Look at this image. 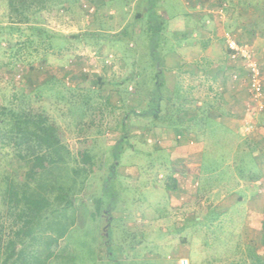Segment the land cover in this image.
Listing matches in <instances>:
<instances>
[{
	"label": "rangeland",
	"instance_id": "1",
	"mask_svg": "<svg viewBox=\"0 0 264 264\" xmlns=\"http://www.w3.org/2000/svg\"><path fill=\"white\" fill-rule=\"evenodd\" d=\"M203 2L152 3L168 41L159 49L148 40V25L152 24L146 21L147 0H68L58 11L42 15L41 28L55 39L66 38L58 43L53 40L51 46L46 40L29 37L24 25L18 33L2 35L8 36L11 47L0 49V104H7L12 93L31 94L52 78L74 88L81 82L82 73L92 81L85 87L99 90V96L89 94L91 107L98 108L87 134L79 136L77 126L58 119L70 150L75 155L84 151L92 159L84 190L72 210L59 216L55 228L64 235L50 247L52 256L47 264H185L184 260L187 264L264 263V245L260 242L264 179L247 180L250 175H259L251 153L239 151L233 156L236 148L230 133L217 122L204 123L201 97L205 89L196 75L183 76L166 69L173 55L167 52L175 51L174 40L182 36L191 35L183 44L193 45H187L189 54L179 55L187 63L198 61V40L202 37L197 34L205 30L199 26L204 13L210 11L216 18L222 14L225 31L235 28L238 20L263 26L264 0H214L210 6ZM221 2L225 3L222 13ZM143 30L132 43L124 35L117 37L121 32L138 35ZM27 38L33 40L31 45ZM210 41H214L212 55L216 56L221 43L214 29ZM17 44L26 46L17 53ZM157 53L166 60L157 118L130 114L123 120L130 109L137 113L147 110V89L156 93L151 89L157 71L152 56ZM131 74L140 75L132 79ZM119 82L123 91L132 94L123 106L125 110L120 109L121 97L114 93ZM129 83L137 84V91ZM178 85L186 90L187 97L174 102L173 91ZM183 112L197 116L185 122L188 116ZM185 158L189 165L177 163ZM231 159L243 165L233 169ZM4 168L8 169L1 159L0 178ZM171 179L176 187L196 188L194 195L187 202L174 201L167 185ZM214 189L216 194H211ZM204 194L207 205L225 195L223 205L217 210L205 207L203 212L199 201ZM234 196L240 201H233ZM41 248L48 251L45 244Z\"/></svg>",
	"mask_w": 264,
	"mask_h": 264
},
{
	"label": "trees",
	"instance_id": "2",
	"mask_svg": "<svg viewBox=\"0 0 264 264\" xmlns=\"http://www.w3.org/2000/svg\"><path fill=\"white\" fill-rule=\"evenodd\" d=\"M154 1L147 0L146 21L149 20L152 24V26L148 25L147 32L149 31L150 43L155 49H159L168 41L162 30L163 21L153 10ZM67 2L68 0H0L2 11L0 49L11 47L8 36L2 35L18 33L23 25L28 28L29 37L46 40L49 46L53 40L58 43L66 39L65 37L55 39L56 36L41 28L39 24L42 22L44 12L58 11ZM144 31L138 35L121 32L117 37L124 35L132 43L135 38L141 37ZM28 38L26 41L31 45L33 40ZM174 41L177 47L180 46V40L176 38ZM20 45L14 46L17 48V53L26 46L23 44L19 47ZM160 53L152 56L157 71L153 75L155 87L151 90H155L156 93L153 94L147 89L149 92L147 110L137 113L130 109L123 116V120L130 114L157 118L163 100L159 92L165 86L163 71L166 60L160 56ZM142 55L144 56L145 52ZM136 76L131 74L129 77L133 79ZM81 77V82L74 88H69L64 82L52 78L34 88L31 94L12 93L7 104H0V161L2 159L8 167L1 170L0 178V264H47L52 256L50 247L64 235L55 228L60 223L59 216L72 210L76 197L84 190L92 157L84 151L75 155L65 143L63 131L58 123V119H61L77 126L79 136H84L94 126L98 107H91L89 94L99 90H89L92 81L87 74L82 73ZM98 81L99 84L102 83L100 79ZM122 84V82L115 84L114 93L121 97L120 109L125 110L123 106L132 94L123 91ZM133 84L129 83L135 92L137 84ZM87 85L90 86L86 88ZM179 86L173 91L174 102H180L181 97H187ZM83 90L86 92H81ZM195 101H192L193 104L196 103ZM202 108L205 111L204 123L209 125V122H215L208 116V108L206 110L204 106ZM186 114L185 112L183 115ZM196 116L195 113L194 116H188V121L185 122L194 120ZM241 153L244 154L243 151ZM237 163L234 164L236 169L240 164L243 165L242 162ZM109 171L112 176L114 166H111ZM259 178L260 174L250 175L248 181L257 182ZM167 185L171 191L176 189L175 180L171 179ZM260 242L264 245V222ZM43 244L47 247V252L41 248ZM256 258L260 262L259 258Z\"/></svg>",
	"mask_w": 264,
	"mask_h": 264
},
{
	"label": "crops",
	"instance_id": "3",
	"mask_svg": "<svg viewBox=\"0 0 264 264\" xmlns=\"http://www.w3.org/2000/svg\"><path fill=\"white\" fill-rule=\"evenodd\" d=\"M204 1V5H212L214 0H201ZM222 5L220 3L223 12ZM207 11V10H206ZM219 11V10H218ZM218 13V12H217ZM220 17L216 18L210 14V11L202 15L200 21V27L205 28L198 31V36L202 37V40H198L199 43V59L195 62L187 63L184 56L179 54H189L191 50H188L187 45L183 44L187 42V38L191 35L182 36L177 38L180 40V46H178L173 54L172 61L167 62L166 69L171 72L196 75L200 83L201 88L204 87L203 96L201 97V106L206 105L209 108L208 116L215 122L219 123L224 130L228 131L231 137L234 139L233 148H236V155L238 150L249 151L253 158L255 165L260 174L259 180L264 179V24L252 25L251 20L244 23L242 20H238L235 28L225 31V20H223L222 14H218ZM264 18V16H262ZM219 19V20H218ZM204 21V22H203ZM206 24V25H205ZM198 29H200L198 27ZM206 29H210V33ZM212 29L216 32V36L219 37L221 48L220 52L214 56L212 55V48L214 47V41H210V35ZM224 29V30H223ZM192 32V31H191ZM233 36L238 43L247 44L255 60L258 62L261 69V83H262V95L259 98H255L249 90L248 74L245 70L243 63L240 61L232 62L228 59V52L225 47V36ZM213 36V35H212ZM221 36V37H220ZM208 37V38H207ZM215 40V39H214ZM191 41V40H190ZM193 45V44H191ZM190 45V46H191ZM186 73V74H185ZM176 84V82H175ZM184 91H186L184 89ZM213 95L214 98L211 97ZM261 107V108H260ZM249 156V155H248ZM184 160V161H183ZM183 162H177L184 166L189 165L188 159H181ZM232 168L236 169L234 164L237 161L231 159ZM238 164V163H237ZM197 173H199L200 161L196 165ZM188 171V170H187ZM191 168H189V174ZM196 173V174H197ZM249 180V179H247ZM195 186L196 183H195ZM195 189L188 187H176V189L170 192L171 197L176 202H187L188 197H192L195 193ZM216 189L211 190V194H216ZM201 207L203 212H206L205 207H214L215 210L222 206L225 195L219 196L221 199L215 200V204L207 205V194L201 196ZM235 200L240 201V197L234 196ZM249 203V202H248ZM225 206V205H224ZM247 213L250 208L247 206ZM197 209V207H194ZM223 208H221L222 210ZM198 211V209H197ZM177 213H175V216ZM190 216V215H189ZM183 218V216H182ZM185 259V258H181Z\"/></svg>",
	"mask_w": 264,
	"mask_h": 264
},
{
	"label": "built area",
	"instance_id": "4",
	"mask_svg": "<svg viewBox=\"0 0 264 264\" xmlns=\"http://www.w3.org/2000/svg\"><path fill=\"white\" fill-rule=\"evenodd\" d=\"M225 47L232 62L240 61L248 74L249 90L255 98L262 95L261 69L247 44L238 43L233 36H225ZM261 108V107H260ZM185 264L187 261L184 260ZM183 264V263H182Z\"/></svg>",
	"mask_w": 264,
	"mask_h": 264
}]
</instances>
